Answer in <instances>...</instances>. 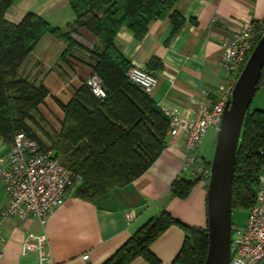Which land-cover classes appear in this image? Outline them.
<instances>
[{"label":"crops","instance_id":"1","mask_svg":"<svg viewBox=\"0 0 264 264\" xmlns=\"http://www.w3.org/2000/svg\"><path fill=\"white\" fill-rule=\"evenodd\" d=\"M18 1L5 13L9 23L17 24L27 13H34L62 33L75 29L71 37L78 46L71 49L66 62L62 56L67 44L47 31L17 70L19 77L28 78L48 91L33 117L44 123L45 134L34 132L27 125L53 155L64 121L56 100L67 104L85 83L92 72L91 51L100 47V43L87 29L74 26L76 18L68 0ZM15 4L31 10L11 20L8 14ZM173 11L181 20L178 28L169 15L153 18L139 39L130 29L121 28L114 45L130 68L146 69L157 78L158 85L151 98L161 111L177 107L186 117L193 118L202 92L207 93V102L213 104L219 98L220 88L233 84L232 76L220 65L221 41L243 30L249 22L264 25V0H177ZM154 58L158 62L151 67ZM250 109L264 111V79ZM48 136H52L50 140ZM216 136L217 131L210 128L197 148L206 165L212 160ZM12 142L9 138L0 139V157L10 152ZM61 158L58 153L57 159ZM182 163L183 152L167 137L166 147L141 176L93 201L70 193L44 226L37 220L23 222L2 216L8 198L0 182V264H37L36 254H21L22 242L29 233L46 236L49 259L45 264H104L144 223L162 212L169 213L184 227L205 230L207 183L196 184L185 198L170 195L175 180L190 178L182 174ZM262 205L264 208V201ZM246 221L247 210L232 212L233 227L243 226ZM185 236L182 227L172 225L152 243L150 251L160 264H172ZM130 264L149 263L138 257Z\"/></svg>","mask_w":264,"mask_h":264},{"label":"trees","instance_id":"2","mask_svg":"<svg viewBox=\"0 0 264 264\" xmlns=\"http://www.w3.org/2000/svg\"><path fill=\"white\" fill-rule=\"evenodd\" d=\"M14 1L0 0V139L13 140L24 130L43 149L50 151L26 123L33 120L31 112L37 111L48 91L28 78L19 77L17 70L35 42L47 31L67 44L62 56L66 62L71 49L78 46L71 37L75 29L62 33L34 13H27L17 24L9 23L4 16ZM176 1L68 0L76 18L74 26L87 29L99 40L100 47L91 51L94 60L91 68L100 77L106 93L104 98H97L84 83L67 104L56 100L64 113V121L52 157L57 159L63 144L71 147L70 155H77L76 161L65 155L68 162L65 166L83 179L74 192L76 197L93 201L131 183L166 147L168 120L151 96L128 79L130 64L115 47L114 39L123 27L133 31L139 39L145 35L151 19L167 15L178 28L181 20L173 11ZM157 62L152 59L150 66ZM263 79L264 69L255 93ZM263 166L264 111L249 108L236 156L233 211L248 210L255 204ZM201 181L207 183L204 179L175 180L170 195L185 198ZM172 225L186 232L184 244L172 264H204L208 250L207 229L184 227L167 212L144 223L104 264H130L138 257L149 264H160L150 247Z\"/></svg>","mask_w":264,"mask_h":264},{"label":"built area","instance_id":"3","mask_svg":"<svg viewBox=\"0 0 264 264\" xmlns=\"http://www.w3.org/2000/svg\"><path fill=\"white\" fill-rule=\"evenodd\" d=\"M263 34V23L249 22L240 32L222 39L220 65L232 76L233 84L229 88H220L217 102L208 103L207 93L202 92V100L193 118L186 117L177 107L162 111L168 120L167 137L183 152L181 172L189 175L190 179H204L208 183L210 166L207 167L197 148L210 128L218 132L234 84ZM127 77L149 96L158 85L157 78L146 69L129 68ZM85 84L95 97L102 99L106 96L97 73L91 72ZM82 180L81 175L54 159L49 150L43 149L37 140L21 130L14 136L10 152L0 157V182L8 198L2 216L23 222L37 220L44 226ZM263 201L264 166L261 168L256 202L247 210L245 225L232 226L229 264H260L264 261ZM21 254H36L37 264H45L49 259L46 236L27 234L21 245Z\"/></svg>","mask_w":264,"mask_h":264},{"label":"water","instance_id":"4","mask_svg":"<svg viewBox=\"0 0 264 264\" xmlns=\"http://www.w3.org/2000/svg\"><path fill=\"white\" fill-rule=\"evenodd\" d=\"M264 69V34L254 46L224 107L206 190L208 250L204 264H229L232 183L244 121Z\"/></svg>","mask_w":264,"mask_h":264},{"label":"rangeland","instance_id":"5","mask_svg":"<svg viewBox=\"0 0 264 264\" xmlns=\"http://www.w3.org/2000/svg\"><path fill=\"white\" fill-rule=\"evenodd\" d=\"M24 6L28 7L27 4H24ZM30 10L31 9H29V8L22 9L21 4H19L18 6H16V4H15V6L10 10V12H9L10 14H8V15H10V19L11 20H16V18L18 17L19 14H21L22 12H30ZM31 114H32V116L34 115L33 117H36L35 116L36 115V112L32 111ZM26 123L30 124V127H31V130L32 131H34V132L35 131L36 132L40 131V132H43V134H45V130H43V128H42V125L44 124L42 121L41 122H38L35 118H33V120L26 121ZM51 137L52 136H48L47 138L50 140ZM56 138L54 137V139H56ZM70 150H71V147H69V146L67 147V146H65V144H63V147L61 148V152H60L62 158L59 161L62 164H64V165H68V162H67V159H66V156L65 155H67V156L69 155L70 156V159H72V161H76L77 158H78L76 154H73V155L71 154L70 155L69 154L70 153Z\"/></svg>","mask_w":264,"mask_h":264}]
</instances>
